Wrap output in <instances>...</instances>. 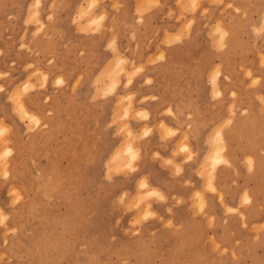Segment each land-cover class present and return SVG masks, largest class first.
Listing matches in <instances>:
<instances>
[{
  "label": "rangeland",
  "instance_id": "374dc122",
  "mask_svg": "<svg viewBox=\"0 0 264 264\" xmlns=\"http://www.w3.org/2000/svg\"><path fill=\"white\" fill-rule=\"evenodd\" d=\"M47 1L0 0V264H264V0L226 2L214 21L201 0H175L162 41L215 55L204 76L156 77L176 96L208 85L213 101L188 105L183 130L149 117L144 64L113 15L102 45L104 0L72 13Z\"/></svg>",
  "mask_w": 264,
  "mask_h": 264
},
{
  "label": "crops",
  "instance_id": "0c3cea01",
  "mask_svg": "<svg viewBox=\"0 0 264 264\" xmlns=\"http://www.w3.org/2000/svg\"><path fill=\"white\" fill-rule=\"evenodd\" d=\"M78 0H72V4L69 5V11L73 12V5H76ZM121 6L117 11L111 9L112 0L101 1L105 7V11L108 12L107 19H105L106 28L103 31L102 45H105L108 41L109 22L112 21L110 16H115V22L117 24V30H119V43L121 49L127 50L129 57H134L136 62L144 64V69L139 71L140 85L137 87L139 95L143 96H155V99H148L143 102V106L149 112V117H154L155 120L163 119L165 123H170L171 126L175 127L177 124H182L181 129H184V125L188 123L185 113L188 111V105L201 104L208 105L211 103L209 97V87L205 83L199 85L198 89L184 88V91L178 93V96L173 94V91H167L158 81L156 77L161 76V73L165 69H169L172 73L177 75H192L200 74L205 75L211 61L215 60V55L211 52H196L194 51L193 44L196 43V38H186L180 41L170 39L172 34H175L177 25L174 17H170V11H173V16L178 12L175 0H157L154 5H147L146 0H119ZM142 1V2H141ZM232 1L231 3H240L238 0H222V2L214 3L211 0H201V7H208L209 10L214 13V10H218L224 6L226 2ZM28 0H25L24 10L27 8ZM10 6V5H9ZM11 8H9L10 10ZM45 12L49 11V0L44 6ZM233 15L231 11H229ZM189 14H185L188 17ZM217 14L214 13L210 18V21H214ZM239 17V18H238ZM232 17L233 22H239L241 19L238 15ZM241 21V20H240ZM54 24L58 26L57 21ZM114 24V25H115ZM116 26V25H115ZM167 29L169 33L168 41H162L164 38L163 31ZM74 37V38H73ZM73 42L79 45H85L91 42V32L86 34L78 33L73 35ZM56 37V41H65L63 36ZM69 40V41H72ZM10 43V41L0 40V45L4 43ZM235 42L238 46L246 45L247 42L242 39L239 35H235ZM1 45V46H2ZM2 49H6L2 46ZM76 50V49H75ZM158 50H162V57L158 56ZM90 51L88 47V52ZM8 53L6 55H0V70L8 69L9 61ZM243 57V56H242ZM243 59V58H242ZM205 66V67H204ZM145 77H150L155 80L156 83H145ZM194 93H196L194 96ZM175 95V96H173ZM245 95L239 93L238 99L239 104L244 103ZM194 99V100H193ZM169 106L170 110L176 112L177 116L162 114L161 111ZM202 106V105H201ZM202 109V107H200ZM175 118V119H174ZM143 121V120H142ZM141 121L133 122L139 125ZM11 124V122H8ZM13 126V124H12ZM155 137L157 134L154 133ZM176 137V136H175Z\"/></svg>",
  "mask_w": 264,
  "mask_h": 264
},
{
  "label": "bare ground",
  "instance_id": "6f19581e",
  "mask_svg": "<svg viewBox=\"0 0 264 264\" xmlns=\"http://www.w3.org/2000/svg\"><path fill=\"white\" fill-rule=\"evenodd\" d=\"M142 2V1H141ZM222 148V147H221ZM221 150V149H220Z\"/></svg>",
  "mask_w": 264,
  "mask_h": 264
}]
</instances>
